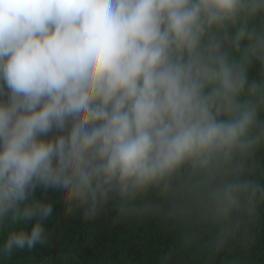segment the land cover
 <instances>
[{
  "label": "clouds",
  "instance_id": "obj_1",
  "mask_svg": "<svg viewBox=\"0 0 264 264\" xmlns=\"http://www.w3.org/2000/svg\"><path fill=\"white\" fill-rule=\"evenodd\" d=\"M38 188L92 221L158 218L205 264L246 247L264 218V0H0V264L49 243Z\"/></svg>",
  "mask_w": 264,
  "mask_h": 264
},
{
  "label": "trees",
  "instance_id": "obj_2",
  "mask_svg": "<svg viewBox=\"0 0 264 264\" xmlns=\"http://www.w3.org/2000/svg\"><path fill=\"white\" fill-rule=\"evenodd\" d=\"M61 197L59 190L37 189L36 198L53 205L52 214L43 222L51 232L50 241L32 250L18 249L4 264H159L169 252L173 253V264H205L203 254L182 248L176 230L158 218L115 219L117 213L112 209L92 221L85 218L83 209L68 212ZM13 227L30 231L32 224ZM251 233L246 247H236L218 257L215 264L234 258L245 264H264V218L252 226Z\"/></svg>",
  "mask_w": 264,
  "mask_h": 264
}]
</instances>
